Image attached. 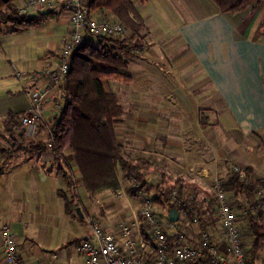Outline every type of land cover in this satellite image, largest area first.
Listing matches in <instances>:
<instances>
[{
    "label": "crops",
    "instance_id": "0c3cea01",
    "mask_svg": "<svg viewBox=\"0 0 264 264\" xmlns=\"http://www.w3.org/2000/svg\"><path fill=\"white\" fill-rule=\"evenodd\" d=\"M196 1L207 7L170 23L161 13L169 10L163 0H132L147 27L141 52L128 59L129 79H101L103 89L114 91L123 104L115 122L116 139L130 154L172 173L181 174L179 169L197 161L198 155H208L197 171L200 180L195 183L200 195L209 190L206 180L211 161L215 168L240 162L264 189V0H253L234 13L218 11L212 0ZM66 34L67 20L58 9L33 26L0 34V224L9 225L16 235L19 258L30 264H86L74 246L87 235L85 218L94 210L103 229L125 254L118 220L135 214L130 203L139 196H131L121 181L116 193L104 190L93 197L75 185L78 212L75 217L69 216L58 194V189L65 188L63 179L45 170L53 159L52 151L45 149L35 158L33 142L45 139L47 131L39 122L33 135L24 133L19 117L27 105L30 82L14 72L34 77L44 66L53 65ZM87 38L94 40L91 35ZM174 41L182 43L185 50L178 59L184 66L182 74L195 76L190 88L197 89V82H205L197 98L213 106L210 118L203 115L206 124L194 112L190 95L183 93L180 77L174 74L176 80H172V91L166 96L153 89V83L161 80L153 60L173 57L167 47ZM170 71L176 72L172 68ZM56 96H62L58 86L46 99ZM190 110L194 114H188ZM55 111L46 104V122ZM227 129L230 132L224 135ZM146 176L152 182L158 180L155 170ZM179 217H183L182 212ZM206 223L204 227L212 228L215 241L223 243L217 218ZM201 228L200 219L196 224L189 220L186 237L196 240ZM263 253L260 251L258 257ZM0 264H4L1 252ZM183 264L209 263L194 259Z\"/></svg>",
    "mask_w": 264,
    "mask_h": 264
},
{
    "label": "trees",
    "instance_id": "16d2710c",
    "mask_svg": "<svg viewBox=\"0 0 264 264\" xmlns=\"http://www.w3.org/2000/svg\"><path fill=\"white\" fill-rule=\"evenodd\" d=\"M212 1L218 11L234 13L243 10L253 0ZM86 8L88 14L121 22L129 30V35H97L94 40L86 38L73 49L65 78L58 85L62 92L61 106L49 118L46 138L33 142L36 159L45 149L52 151L53 159L45 170L53 171L64 181L65 188L58 189L64 212L73 217L77 215L75 207L78 200L73 195L75 185L81 186L93 197L104 190L116 193L122 181L131 196L140 195L142 191L163 210L159 214L161 221L168 219L167 211L174 207L177 218L173 222L184 232L193 214L198 215L203 227L207 220L213 223L217 218L213 188L200 195L195 180L190 181L180 173H172L164 166L130 154L116 139L115 122L123 112V104L114 91L103 89L101 79L130 78L128 59L140 54L147 32L141 14L132 0H87ZM53 13L54 10H46L35 14H18L15 0H0V34L33 26ZM151 170L158 173L156 182L147 179L146 175ZM244 170L249 182L240 178L231 165L226 164L219 176L220 186L238 216L245 259L249 264H256L259 250L264 246V209L256 193V189L261 187L257 178L250 175L246 166ZM132 178L137 182L136 188L129 186ZM172 189L182 198L191 197L190 208L170 197ZM181 212L183 220L179 217ZM136 215L138 231L146 243L141 264H152L155 254L153 239L143 217L139 212ZM166 243L167 252L171 253L176 245L174 233H166ZM218 246L223 249L222 242H218Z\"/></svg>",
    "mask_w": 264,
    "mask_h": 264
},
{
    "label": "built area",
    "instance_id": "2783aa9c",
    "mask_svg": "<svg viewBox=\"0 0 264 264\" xmlns=\"http://www.w3.org/2000/svg\"><path fill=\"white\" fill-rule=\"evenodd\" d=\"M87 0H19L15 2L18 14L41 12L46 10H59L67 20V34L61 40L56 51L55 63L43 67L39 75H22L15 70L17 77L29 79L27 88L28 100L25 109L19 117L24 133L28 136L34 134L36 126L41 122L47 133L49 122L44 118L46 104L58 110L61 98L56 96L47 100L46 96L52 88L58 86L65 78L73 49L82 43L88 35L97 36H127L128 30L119 21L107 19L99 15L88 14ZM48 145L50 142L47 143ZM231 167L239 177L249 182L244 166L232 163ZM190 171L191 168H188ZM190 173V172H188ZM131 188H136L137 182L132 178L129 182ZM216 204L218 226L223 240V249L213 238L212 230L203 227L199 230L196 240L188 239L184 230L170 220H160V209L152 201L142 195L139 213L147 224V231L153 239L155 254L152 264H183L194 259H204L209 264H249L245 259L244 249L239 236V220L227 198L226 192L220 186L219 176L212 178ZM256 193L260 206L264 209V189L258 187ZM170 197L179 204L190 208V196L180 197L174 189ZM85 221L88 226L87 235L75 243V250L84 256L86 264H141L143 251L146 247L144 239L138 231L137 218L118 220L122 243L126 248L123 254L120 244L103 229L100 218L96 214H89ZM198 215L193 214L190 222L196 224ZM172 232L176 237V245L171 253L167 252L166 233ZM0 252L4 264H30L19 258L16 249V235L8 224H0Z\"/></svg>",
    "mask_w": 264,
    "mask_h": 264
},
{
    "label": "rangeland",
    "instance_id": "374dc122",
    "mask_svg": "<svg viewBox=\"0 0 264 264\" xmlns=\"http://www.w3.org/2000/svg\"><path fill=\"white\" fill-rule=\"evenodd\" d=\"M150 2H151V0H150ZM163 3H164L163 6H168L169 10L167 11V10L163 9L162 12H161L162 16L165 19V21L170 22V23L177 17H185L188 14L192 15L196 11L202 9L203 7H207L204 4H202V5L197 4L196 0H163ZM152 4L156 7V4L154 2H152ZM194 6H196V8H193ZM128 35H129V30H128ZM168 36H169V34L166 35V37H168ZM123 37H126V36H123ZM167 48H169L168 51L171 52V55H173V57H171V56H163V57H159L158 59H154L153 60V61H155V64H156V66H154V67L159 70L158 71V75H159V78H161V80H159V83H157V85H155L156 83L155 84L153 83V85H154L153 89L156 90L157 92H159L161 96H166L168 91H170V92L172 91L171 90L172 89L171 82H172V80H176V78H174V77H177V78L180 77L179 80H180L181 84L184 86L183 93H186L187 95H190V98H191L192 103H193L192 107L194 109V112L197 111L198 114H199L198 115V119H200L202 121H205L204 119H206V118L203 117V115L206 114L208 116V118H210L209 116H211V114H213V112H214L213 109H212L213 106L209 105V102L199 101L198 98H197L198 97L197 95L200 92L198 90L199 89L204 90L205 82L203 80L200 81V82H197L196 86L198 88L192 90L190 87L192 86V83L195 80L194 74L193 75L190 74L188 76L186 74H182V69H183L184 66L183 65H179V63H178V59H180V56L182 55L181 53H185V50H184V47H183L182 43H180L178 41H176V42L174 41V42H171L170 46H168ZM171 68L174 69L176 72H171L170 71ZM174 74L176 76H174ZM187 89H191V91H190L191 93ZM191 100H189V101L191 102ZM173 106L174 107H172V108H176V107H178V108L181 107L182 108V106H180V105L179 106L178 105H173ZM191 113H193V112L192 111L188 112V114H191ZM200 120H199V122H200ZM208 122L210 123L211 121L208 120ZM203 123L206 124V121L203 122ZM223 132H224V135H227V134H229L230 130L227 129L226 131H223ZM206 159L208 160V155H206V154L198 155L197 156V161L191 162V164H189V166H191L190 167L191 168L190 171L188 170L189 166H184V167H182L179 170L181 171V174L185 178L190 180V181L200 180L199 179L200 175H199V173H197V171L200 170V164L204 163V161H206ZM207 162H210V161H207ZM213 162L214 161H211V163H212L211 169L209 170V175L207 176V180H206V182H207V184L209 186V190H212V178L214 176H220L221 172L223 173V171H224V167H222L221 165L219 166V168H217V167L215 168ZM215 162L219 163V160H217ZM231 163L232 162H229V163H226V164L228 165V164H231ZM235 163H237V161ZM188 172H190V173H188ZM121 183H122V181H121ZM142 195H144V194H142ZM140 197L141 196L139 195L137 198H135L133 200V203L132 202L130 203V206L134 209L135 214L130 215V217L128 219H133L134 217L137 218L136 214H137V212H139V209H140V202H141V198ZM155 207H158V206L155 205ZM92 214H96L97 215L95 210L92 211ZM182 220H183V217H182ZM209 228H211V227H209ZM214 229L217 232L216 227H214ZM262 250L264 251V248L261 247L260 251H262ZM255 263L256 264H264V253H263L262 256L260 254V258L257 257V259L255 260Z\"/></svg>",
    "mask_w": 264,
    "mask_h": 264
},
{
    "label": "water",
    "instance_id": "95a60500",
    "mask_svg": "<svg viewBox=\"0 0 264 264\" xmlns=\"http://www.w3.org/2000/svg\"><path fill=\"white\" fill-rule=\"evenodd\" d=\"M75 209L78 212V208L76 207ZM167 218L170 221L176 220L177 212H176V209L174 207L169 208V210L167 211Z\"/></svg>",
    "mask_w": 264,
    "mask_h": 264
}]
</instances>
